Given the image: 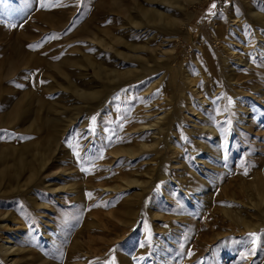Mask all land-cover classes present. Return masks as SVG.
Returning <instances> with one entry per match:
<instances>
[{
	"label": "rangeland",
	"instance_id": "obj_1",
	"mask_svg": "<svg viewBox=\"0 0 264 264\" xmlns=\"http://www.w3.org/2000/svg\"><path fill=\"white\" fill-rule=\"evenodd\" d=\"M184 1L0 0V264H264V0Z\"/></svg>",
	"mask_w": 264,
	"mask_h": 264
},
{
	"label": "snow or ice",
	"instance_id": "obj_2",
	"mask_svg": "<svg viewBox=\"0 0 264 264\" xmlns=\"http://www.w3.org/2000/svg\"><path fill=\"white\" fill-rule=\"evenodd\" d=\"M225 2H227V0H225ZM53 6H62V5H57V4L49 3V2H47V0H41V7H53ZM215 7H216V4H215V0H214L213 4L209 8V14L210 15L215 14L212 11L213 9H215ZM13 27H15V25H13ZM229 103L231 104V100H229ZM0 131H6V130H0ZM2 138L3 137H0V139H2ZM74 154L77 155V156H79V153L78 152H76ZM100 158H103V157L101 156ZM82 171H88V169L82 167ZM247 235L251 238L252 244L255 245L257 243V240L259 239V234L258 233H248ZM141 246H143V245H141ZM189 255H191V253H189ZM107 264H115V260L112 259V260L108 261Z\"/></svg>",
	"mask_w": 264,
	"mask_h": 264
},
{
	"label": "bare ground",
	"instance_id": "obj_3",
	"mask_svg": "<svg viewBox=\"0 0 264 264\" xmlns=\"http://www.w3.org/2000/svg\"><path fill=\"white\" fill-rule=\"evenodd\" d=\"M198 0H186L183 2L182 4V7H184V9L187 8V6L189 5V7H191L192 9H194L195 7V4ZM168 4L171 3V2H167ZM144 15L147 16L148 20L149 19H157V20H161L164 18V14L162 11H159L158 9L154 11V13L151 12V10L149 9H145L144 11ZM186 14V13H185ZM181 24L183 25V27L185 28L186 24H187V21L188 19H181ZM117 38V37H116ZM118 40V39H117ZM114 41V40H113ZM117 42V41H116ZM262 201V200H261ZM11 247V246H10ZM9 249V248H8Z\"/></svg>",
	"mask_w": 264,
	"mask_h": 264
}]
</instances>
